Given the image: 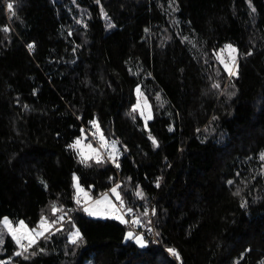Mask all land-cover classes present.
<instances>
[{"label":"trees","instance_id":"obj_1","mask_svg":"<svg viewBox=\"0 0 264 264\" xmlns=\"http://www.w3.org/2000/svg\"><path fill=\"white\" fill-rule=\"evenodd\" d=\"M90 121L116 162L68 147ZM263 152L264 0H0V223L65 216L33 250L8 234L0 264H264ZM76 176L95 195L120 182L160 244L88 215Z\"/></svg>","mask_w":264,"mask_h":264},{"label":"rangeland","instance_id":"obj_2","mask_svg":"<svg viewBox=\"0 0 264 264\" xmlns=\"http://www.w3.org/2000/svg\"><path fill=\"white\" fill-rule=\"evenodd\" d=\"M226 46H227V44L218 51V59L221 61L219 56H222L223 60L225 62H227L230 66L234 67V70L236 71V68L238 66V61L237 60L239 58L238 52L236 50V52L234 53V55L236 56V61H235V65H233L232 64V55L233 54H230V50L227 49ZM233 48H236V47L233 46ZM138 103L140 105V107L138 109L141 112L144 113L145 118L149 115V113L150 114L152 113V105L150 104L149 101L146 100L145 96L142 94L141 91H140V94H139V102ZM93 133H95V135H93ZM101 134L104 137V141H101V139H100ZM79 138H81V148L83 149V151L85 152L86 155H92L93 157L95 155L94 153H91L90 149L87 147L90 144L91 148L92 149H96L100 153L101 157L103 155L109 161H113L110 158V154H111L112 156L115 157V162H116V160H118V156L120 155L119 141H117L116 139H112V138L107 137L100 127H99V130H97V128L94 127V126L93 127H85V131H84L83 135L81 137L79 136ZM113 141L116 142V151L115 152L112 149V142ZM77 150L79 152V149H77ZM262 154H264V152ZM76 178H77V176H76ZM120 184H121L120 182H116V183H114V185H112L111 188H108L106 191L99 192V194L95 195L92 192L86 190L79 183L80 188L83 189V191L81 192V193H83V197H79L78 196V199L80 200L79 203L81 204L79 207L82 208V209L83 208L85 209L86 207H91L94 201H96L98 199H101V197L104 194H107L108 197H109V200L111 201L112 204H114L116 206V209H118V211H113L112 209L108 208L107 205H100V206H98V208L104 212V215H102V216H93V217H98V218H109L110 217V218H114L115 216L120 215V216L123 217V221H126L124 223L128 224V226L130 228L129 231L127 232V237H129L128 233L131 232V233H133L132 237L134 238L135 241H136V237H142V239L144 241L143 245H146V243L147 242L149 243L150 241L153 242V243H156V242L153 241L155 239H153L152 237H150L148 234L145 233V230L149 227L148 225L150 223L148 222V224H145L143 222H140V220H142L141 219V215L138 214L131 207H128L125 204V202L123 201L122 194H121V189H120V186H121ZM117 185H119V187L117 188V192H119L121 200L123 201V204H121L120 201L116 200L115 194L112 193V191H111V189L115 188ZM137 192L143 193V191H142V189H141V187L139 185L136 186L135 193L137 194ZM85 193L87 194V197H90V199H88L85 196ZM139 197H141V196H139ZM79 203H78V205H79ZM127 209H132V211L128 212ZM86 213L88 214V212H86ZM59 216H64V213L61 212L60 214L55 216L56 218L47 217L49 222H51L53 220H57V223L53 226V228L50 230V232L45 234L44 237H38L37 238L36 245H37V243L39 242L40 239H44L45 237H49L53 232H56L57 229H61L64 226L63 223L65 222V219L58 220L57 218ZM90 216H92V215H90ZM7 218H8L9 221L12 222V225H13L14 228L19 226L18 225L19 221L18 222H13L11 218H9V217H7ZM137 219L139 220V223H134L133 221H135ZM2 221L0 223V234H2L3 243H0V253L4 250V243H5L6 236L8 234H10V233H8L7 228L4 226ZM20 221H24V223L28 226L29 229H34V228L37 227V226H31V225L29 226V224L25 220H20ZM120 221H122V220H120ZM70 238L72 239V235H70ZM23 242H26L25 246H26V250L27 251H28V249L33 250L34 247L36 246L35 244H33L34 247H33V245L31 247H27V243H28L27 240L22 241V243ZM156 244H160V243H156ZM24 250L25 249H22V251H24ZM27 251L25 253H27ZM170 256L173 259L178 261V258L176 256H174L172 253H170ZM86 264H93L92 260H88Z\"/></svg>","mask_w":264,"mask_h":264},{"label":"snow or ice","instance_id":"obj_3","mask_svg":"<svg viewBox=\"0 0 264 264\" xmlns=\"http://www.w3.org/2000/svg\"><path fill=\"white\" fill-rule=\"evenodd\" d=\"M13 3H8L7 4V8L12 11L13 10ZM253 11H255V9H253ZM14 11H13V15H14ZM109 27H113V25L109 24ZM5 31H7L8 29H4ZM187 39V38H185ZM33 45H29V48H32ZM227 49L230 50V54L232 55V64L235 65V61H236V56L234 55V53L236 52V49L233 48L232 45H227L226 46ZM223 51V50H222ZM219 58L221 59V62L224 63V67L225 70L228 71L229 75H236V71L234 70V67L230 66L227 62H225L223 60L222 56H219ZM213 87H219V84H214ZM137 93L140 94V90L139 88L137 89ZM140 105L139 103L134 106L133 111H136L137 108H139ZM141 115H144L143 112H141ZM147 119H151V114L149 113V115L145 118V120L147 121ZM91 124H93L94 127L97 128V130H99V125L97 124L96 121H90ZM83 131V130H82ZM93 135H95V133H93ZM101 141H104V137L101 134L100 136ZM156 141L153 138V144L156 145ZM69 148L72 149H79V155L82 157L81 163H87L88 160L90 159H95L96 163H101L103 162L101 157H100V153L96 150V149H92L91 145L89 144L87 147L90 149L91 153H94V157L92 155H86L85 152L83 151V149L81 148V138H78L73 144L68 146ZM112 149L115 152L116 151V142L113 141L112 142ZM110 158L113 160V162H115V157L112 156L110 154ZM261 160H264V154L261 155L260 157ZM116 167H119V165L117 164ZM76 179V188H77V196H79V193L83 191V189L80 188L79 186V178H75ZM229 183H232L231 181H229ZM158 186V185H157ZM119 187V185H117L115 188L111 189L112 193L115 194V198L116 200L120 201L121 204H123V201L121 200L120 194L119 192H117V188ZM238 194V193H237ZM138 196H143V193L141 192H137ZM85 196L87 197V194L85 193ZM88 199H90V197H87ZM77 203H79V199H77ZM100 205H107L108 208L112 209L113 211H118V209H116V206L114 204L111 203V201L109 200V197L107 194H104L101 199H98L96 201L93 202L91 207H86L84 209L85 212H88L89 215L92 216H102L104 215V212L102 210H100L98 208V206ZM242 206H244L242 204ZM62 209H58L56 207L55 204H53L52 206V212L55 215L56 212L61 211ZM128 212H131L132 209H127ZM147 213H145L146 215ZM153 214H155L153 212ZM115 219H119L122 220V222H126L123 221V217L120 215H117L114 217ZM58 220H63L64 216H59L57 218ZM134 223H139V220H135L133 221ZM2 223L4 224V226L7 228L8 233H10L13 238L15 239V242L20 246V248L25 249L26 250V246L24 243H22V241L27 240V247H31L33 244H36L37 242V238L38 237H44L46 233L50 232V230L53 228V226L57 223V220H53L51 222L48 221L47 217L42 216L40 219L39 224L37 225L36 228L34 229H29L28 226L24 223V221H19L18 222V227H13L12 222L8 220L7 217L3 218ZM57 231H59V229H57ZM72 240L71 242L73 244H75L78 240L81 239V233L79 232V230L77 229L76 231H74L72 234ZM129 237L133 236V233H128ZM136 241L137 243L141 244V246H143L144 241L142 239V237H136ZM0 243H3V238H2V234H0ZM41 251H43V249H41ZM168 251L170 253H172L174 256H176L177 258L179 257V253L175 250V249H168ZM22 252H17L16 255H22Z\"/></svg>","mask_w":264,"mask_h":264},{"label":"built area","instance_id":"obj_4","mask_svg":"<svg viewBox=\"0 0 264 264\" xmlns=\"http://www.w3.org/2000/svg\"><path fill=\"white\" fill-rule=\"evenodd\" d=\"M79 197H83V194L81 192L79 193ZM152 222L153 221H151L150 224L148 225L149 227L145 230V233L148 234L153 239H155V240H153L154 242L160 243L159 235H158L157 231L155 230V226ZM23 243L26 244V242H23Z\"/></svg>","mask_w":264,"mask_h":264}]
</instances>
